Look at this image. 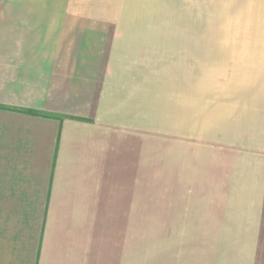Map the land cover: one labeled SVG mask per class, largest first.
<instances>
[{
    "label": "crops",
    "instance_id": "1",
    "mask_svg": "<svg viewBox=\"0 0 264 264\" xmlns=\"http://www.w3.org/2000/svg\"><path fill=\"white\" fill-rule=\"evenodd\" d=\"M253 19L264 0H0V264H264V111L188 118L182 86L234 67L213 80L263 97L264 58L227 41ZM157 115L164 199L141 201Z\"/></svg>",
    "mask_w": 264,
    "mask_h": 264
},
{
    "label": "rangeland",
    "instance_id": "2",
    "mask_svg": "<svg viewBox=\"0 0 264 264\" xmlns=\"http://www.w3.org/2000/svg\"><path fill=\"white\" fill-rule=\"evenodd\" d=\"M253 19L252 27L240 28L237 25V33L233 35H228L227 41L233 42L236 45H250L251 50H236L232 51V57H252L253 59H262L264 58V32L263 26H259V20ZM224 40V39H222ZM226 40V39H225ZM231 57V58H232ZM258 68L262 66H257ZM234 67H211L204 66V81H188L182 83L187 89V105H188V118H199L198 115L203 111L205 114L207 111H210L212 107H215V102L218 104V107L221 109L226 108L229 101L233 106H243L247 110H251L250 113L253 119L260 117V112L264 111V93L263 97H260V86L262 83L256 81H215V70L220 69V77H232L236 74V71L233 70ZM253 72V71H252ZM234 73V74H233ZM254 73V72H253ZM223 74L225 76H223ZM234 77V76H233ZM244 76H239L243 78ZM253 77V76H252ZM212 79V80H211ZM264 84V83H263ZM248 96V97H246ZM250 109H249V108ZM162 116L157 115L156 130L154 137V148H155V178L147 177V170H141V201L147 200V193L150 190L151 194L155 195L156 201H163L164 199V183H163V174H164V130H163V120ZM202 123V121H196ZM189 128V133L193 130L195 122H192ZM206 124H201L198 131H200V136L202 133L205 134ZM151 140L152 136L150 135V159L151 154ZM144 175V176H143ZM153 191L154 193H152Z\"/></svg>",
    "mask_w": 264,
    "mask_h": 264
},
{
    "label": "trees",
    "instance_id": "3",
    "mask_svg": "<svg viewBox=\"0 0 264 264\" xmlns=\"http://www.w3.org/2000/svg\"><path fill=\"white\" fill-rule=\"evenodd\" d=\"M28 114L37 115V113L27 112Z\"/></svg>",
    "mask_w": 264,
    "mask_h": 264
}]
</instances>
